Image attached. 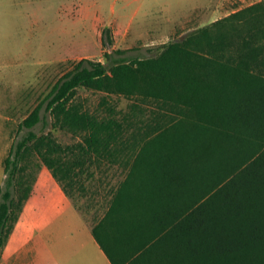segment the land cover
<instances>
[{"label":"trees","instance_id":"obj_1","mask_svg":"<svg viewBox=\"0 0 264 264\" xmlns=\"http://www.w3.org/2000/svg\"><path fill=\"white\" fill-rule=\"evenodd\" d=\"M127 52L107 51L106 61L81 59L46 98L56 123L86 132L80 150L93 160L127 148L117 147L126 124L70 103L79 87L142 95L180 114L145 132L124 163V179L112 188L115 201L123 196L145 206L137 228L150 231L126 247L121 261L103 244L113 264H264V0L150 56ZM43 104L21 122L30 129L3 162L0 249L17 220L15 207L23 208L13 190L21 160L30 142L40 148L45 141L32 129L42 120ZM54 151L48 146L43 159L62 182L73 166L85 164L83 157L60 163Z\"/></svg>","mask_w":264,"mask_h":264},{"label":"rangeland","instance_id":"obj_2","mask_svg":"<svg viewBox=\"0 0 264 264\" xmlns=\"http://www.w3.org/2000/svg\"><path fill=\"white\" fill-rule=\"evenodd\" d=\"M258 1L0 0V188H6L5 157L30 129L20 127L21 122L44 102L42 120L32 129L45 141L40 148L37 141L29 143L21 160L19 182L13 186L16 204L19 202L24 210L15 207L17 220L23 221L39 197L56 192L57 187L63 189L64 183L83 211L103 205L107 194L124 179V163L132 147L141 146L145 132L154 131L172 115H180L170 105L142 95L128 97L81 86L70 103L83 112L100 118L115 116L126 124L125 136L117 147L127 148L114 156L106 153L100 160L85 156L80 145L85 144L86 132L62 127L46 109L49 92L78 61H106V52L117 49H127L129 55L150 56L163 44ZM48 146L56 148L50 155L60 163L71 164L83 157L85 164L73 166L72 177L62 182L43 159ZM63 206L60 202L51 209L42 227L45 236L36 238L28 263L79 264L87 259L78 243L56 238L57 230L63 228L59 224L68 217L58 209ZM15 231L13 226L5 236L0 249L2 264L14 263ZM37 231L41 232L40 226Z\"/></svg>","mask_w":264,"mask_h":264},{"label":"crops","instance_id":"obj_3","mask_svg":"<svg viewBox=\"0 0 264 264\" xmlns=\"http://www.w3.org/2000/svg\"><path fill=\"white\" fill-rule=\"evenodd\" d=\"M63 189L58 190L57 187L56 192L39 197L28 210L23 221H20V218L15 222L14 226L18 230L14 232L17 243L15 254L17 255L14 257L13 264H30L27 258L35 250L36 238L38 235L41 238L45 236L42 231L44 221L47 220L53 206L60 202L64 206L58 209L68 217L65 218L63 224H59L63 228L57 230L56 238L61 236L62 240L75 241L80 245L79 251L83 250L88 256L87 259H81L79 264H113L103 244L117 261H121L126 253V247L136 245L149 237L148 228L147 230L145 226L143 229L137 228L138 215H140L141 208L145 212V206L139 205L134 200L124 198V201L121 199L123 196L115 201V192H110L107 194L108 199L106 197L107 200L104 199L103 205L101 204L102 206L94 208L91 206L90 209L83 211ZM39 226L41 232L38 234ZM32 239L35 240L34 247H31Z\"/></svg>","mask_w":264,"mask_h":264}]
</instances>
